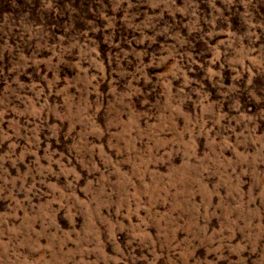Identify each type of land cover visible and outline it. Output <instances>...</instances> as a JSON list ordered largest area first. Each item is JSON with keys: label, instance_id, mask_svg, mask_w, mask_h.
Segmentation results:
<instances>
[{"label": "rangeland", "instance_id": "rangeland-1", "mask_svg": "<svg viewBox=\"0 0 264 264\" xmlns=\"http://www.w3.org/2000/svg\"><path fill=\"white\" fill-rule=\"evenodd\" d=\"M0 264H264V0H0Z\"/></svg>", "mask_w": 264, "mask_h": 264}]
</instances>
